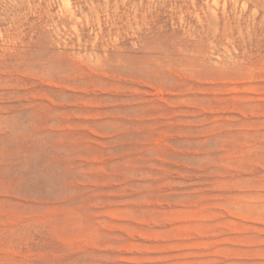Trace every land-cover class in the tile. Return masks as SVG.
Returning a JSON list of instances; mask_svg holds the SVG:
<instances>
[{
    "label": "rangeland",
    "instance_id": "rangeland-1",
    "mask_svg": "<svg viewBox=\"0 0 264 264\" xmlns=\"http://www.w3.org/2000/svg\"><path fill=\"white\" fill-rule=\"evenodd\" d=\"M0 264H264V0H0Z\"/></svg>",
    "mask_w": 264,
    "mask_h": 264
}]
</instances>
